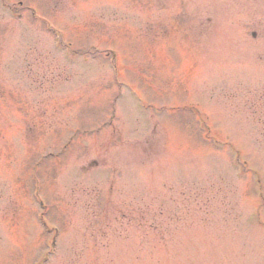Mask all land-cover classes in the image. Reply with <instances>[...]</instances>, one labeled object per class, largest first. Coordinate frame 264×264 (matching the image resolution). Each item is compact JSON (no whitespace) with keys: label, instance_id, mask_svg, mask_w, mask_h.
<instances>
[{"label":"rangeland","instance_id":"obj_1","mask_svg":"<svg viewBox=\"0 0 264 264\" xmlns=\"http://www.w3.org/2000/svg\"><path fill=\"white\" fill-rule=\"evenodd\" d=\"M24 1L72 47L0 4V264H264V0Z\"/></svg>","mask_w":264,"mask_h":264}]
</instances>
